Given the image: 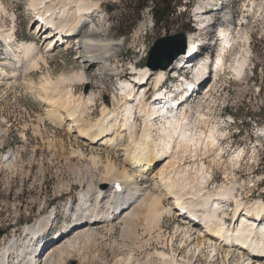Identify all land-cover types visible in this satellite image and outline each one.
Masks as SVG:
<instances>
[{
    "label": "rangeland",
    "instance_id": "obj_1",
    "mask_svg": "<svg viewBox=\"0 0 264 264\" xmlns=\"http://www.w3.org/2000/svg\"><path fill=\"white\" fill-rule=\"evenodd\" d=\"M60 1L70 11L78 4L84 5L83 2H85V5L87 4L90 8L86 11L94 10L97 15L92 20V27L97 29L102 43H119L120 48L116 55L107 57L104 67L98 71L91 68V73H96L97 77L91 79L89 84L80 80L69 82L65 77L85 70L83 61H79L81 50L78 42H64L60 47L58 45L50 50L48 41L43 44L44 35L39 38L33 33L36 26L33 27L34 21L27 14L30 8L28 1L0 0V40H3L2 35L13 28L14 45L18 47L24 42L32 43L38 52L35 58L37 67L28 72L23 81L20 80L24 82L22 85H20L21 82L18 84L11 82V79V81L8 79L5 82L0 81L1 247L13 238L17 242L16 248L26 249L29 238L24 235V230L45 217L49 223L46 229L40 230L43 231L42 235L45 233L43 242L50 241L59 233L60 235L67 233L68 239L64 240V243H61L60 235L56 242L52 239L50 245L41 251L39 264H170L169 260L172 257H175L176 264H210V258L214 255L213 243H207L205 240L209 237L206 235L205 226L202 222L194 226L189 222L187 215L178 217L174 207L171 208L170 205L173 198L164 197V192L160 190L150 192L154 195L153 198L156 197L163 203H158L155 199L156 206L159 204L161 207H157L161 209L156 216V212L152 214L153 217L150 218L154 219H148L145 225L138 224L135 220L130 221L129 223L134 225H130L124 231L122 223L112 229L110 225L103 227L105 224H102L92 234L83 233L73 239L69 238L71 235L66 231L67 229L74 232L79 226L85 225L83 223L68 228L74 212H77L79 207V193L89 189V198L92 200V189L99 182L108 161L120 163L125 159L124 150H117L118 147L91 149V140L85 143L81 132L77 134V128L100 119L102 107L113 109L114 95L130 83L127 77L132 76V64L136 63V67L140 69L146 67L148 51L156 39L183 32L187 38L193 37L192 45L199 37L202 39L207 37L193 21L196 12L204 11V16L215 17L217 21H221L226 13H231L234 23L228 37L230 48L226 47L223 53L219 51L221 49L218 47L219 37H216V29L213 27L210 28L211 36L217 44L205 49V54L215 59V68L219 69V72L210 83L204 82L201 93L191 97L182 113L189 120L191 129L206 131L211 127L220 126L218 129L220 135L216 136L219 139L218 145L214 148L208 147L205 151L203 146L198 147L196 152L193 148L181 151L182 154H180L183 157L179 155L178 159L173 161L174 163L171 162V166L167 169L169 175L165 172L164 176L166 179H174V176L178 178V173H181L183 183L185 184L187 180L186 184L189 185L186 187V192L192 193L190 188H193L199 191V197L214 195L222 187L230 189L231 196L242 203L241 209L251 210L256 203L264 204V0H221L224 9L220 13L213 11L215 0H193V6L188 15L190 22L183 19V15H179L178 18L173 19L166 30L153 26L152 16L147 9L141 13L137 22L135 16L125 21L121 29L125 32L131 29L127 36L117 34L115 22L119 20V13L122 12L120 9H123L125 3L130 0ZM216 1L219 2V0ZM84 12L80 15H84L85 18L88 12ZM134 22L136 23L132 27ZM4 52L6 49L0 42V62L7 63L0 66L1 75L4 72L11 74L12 69H18L20 65L22 69L24 68L22 62H18V58L14 60L16 63L9 59L7 61ZM245 52L248 58L247 69L240 78L231 71L230 65L234 58L240 61ZM219 54L223 69L217 64ZM199 60H201L200 57L195 59L194 63L196 64ZM215 68L213 72L216 71ZM174 69L175 65L172 71H165L167 73L165 81L172 79ZM85 71L88 73V70ZM151 73L153 72L150 71V75L135 82V85L132 84L135 94L136 91L140 93L146 89L147 98H151L156 88L155 75L151 77ZM194 78L187 79L193 84L199 82L196 76ZM25 82H31L33 92L25 88ZM45 82L51 84L63 100L66 98L65 101L71 100L70 98L75 101L81 99L85 101L86 97H92L94 101L84 111L81 122L71 125L65 120L58 127L47 120L45 116L47 108L41 103L38 95L43 92L41 87ZM122 84L125 85L120 87ZM139 85L142 87L140 88ZM86 86L89 90L85 94L83 91ZM68 90L71 92L66 93ZM125 96V94L121 95L122 102L114 109L115 111L122 109ZM149 99L146 102L151 105ZM133 112L137 115L136 106L133 107ZM143 126V118L136 117L134 124L136 139L141 137ZM122 134L124 135L122 144L126 148L129 144L128 135L124 131ZM151 135L157 143L158 131L152 129ZM100 139L105 141L107 136L103 134L95 142L100 143ZM219 146L221 150H218ZM91 157H97L98 161L94 162ZM170 159L171 157H163L156 160L151 170L139 176L140 186L151 185L153 180L158 181L157 173ZM184 175L188 178L185 179ZM201 177L205 178L202 183ZM191 196L184 198L191 202L190 200L193 199ZM190 197L191 199H187ZM72 200L74 202L70 213L68 205ZM193 200L195 201L196 198ZM223 202L219 215L223 216L225 213V217L220 220L228 230L235 231L240 227L241 216L234 211L236 209L234 200L228 203ZM150 206L153 207V205ZM126 208L118 211V216L122 215ZM166 208L171 209L170 214L165 212ZM52 212L56 216L54 220L50 217ZM243 213L244 211L241 215ZM142 216L147 218L146 214ZM247 217L249 220L252 218ZM197 220L200 221L198 218ZM261 220V224H264L263 216ZM87 228L88 226L85 230ZM198 240L201 241L199 248L194 246ZM235 244L237 246H233L234 248L229 251L227 260L224 258L226 248L216 245V248L221 250V254L218 256L219 260L213 264H242L243 262L246 264L247 257L250 263H263L262 259H256L255 256L244 253L239 246L240 243ZM159 253L167 255V259L161 258ZM241 255L246 257L241 258Z\"/></svg>",
    "mask_w": 264,
    "mask_h": 264
},
{
    "label": "bare ground",
    "instance_id": "obj_2",
    "mask_svg": "<svg viewBox=\"0 0 264 264\" xmlns=\"http://www.w3.org/2000/svg\"><path fill=\"white\" fill-rule=\"evenodd\" d=\"M27 1L30 7L28 8L29 12L27 14L32 17H38L42 19L43 24L46 27V30L44 29L45 31L41 33V30L39 31L40 26L36 25L35 31L33 33L37 37H41V34H45L49 31V29H52L54 31H50L53 32L52 38L50 37L51 34L49 32V34L43 38V44L49 41L48 44L51 45L49 47L50 50L58 46L59 42L68 41L73 35L77 34V42L79 44V49L81 50L79 61H83L82 63L84 69L88 70V73L85 70H81V72L75 73L72 76L65 77L67 81L74 82L75 80H80L84 83L89 84L91 79L97 77L96 73H91V68H94V70L97 69L98 71L99 69L104 67L109 55H116L119 52V43H102L97 29H95V27H92V20L97 15L94 10L91 12L86 11L90 8L87 6V4L85 5V2H83L84 5L79 6L78 4V6L76 5L77 7L75 9H72L70 11L66 9L63 4H61L60 0ZM200 10H202V8ZM82 12H88V16L84 18V15H80V13L82 14ZM203 14L205 15V12H202V15ZM199 19H204L208 24V22L211 20V17L203 16ZM219 22L220 25L218 27V47L221 48L219 51L223 53L225 52V48L230 45L228 37L231 34L230 29L232 28V25L234 23V18L232 17L231 13H226L223 16L222 20ZM34 26L35 24L33 25V27ZM210 28L211 26L207 25L206 32H209ZM58 33H61L62 36H57ZM1 37L3 38L2 41L5 42V59L7 61L9 59L10 61L16 63L14 60L18 58V62H22L21 64L24 68L22 69V66L20 65L18 66V69L21 68V71H19L17 68H14L12 69L13 71L11 74H7L6 72H4L3 75H1L2 69L0 68V81L5 82L7 79H11V82H15V84L21 82L20 85H22V83H24L22 81L24 80L25 75L28 72L36 69L37 67V61H35V58L38 54L37 48L32 43L26 42H24V44H19L18 47L14 45V36L11 33V30H9L8 33L2 35ZM192 38V36L188 38L186 37V50L191 47ZM52 39L56 40L55 44L53 41V43L51 44ZM13 47H15V49H13ZM16 54H18V56H16ZM182 58L183 56L179 59H176L172 65V68L168 72L172 71L175 65V76L176 65ZM247 59V53L245 52L240 61L236 58L232 60L230 68L236 76L241 78L244 75V69L248 61ZM217 64L220 65L221 69H223L220 54L217 56ZM2 65H7V63L0 62V66ZM136 69H134L136 71L135 74L138 76L133 75V79L130 81V83H128V85L125 87L123 86L125 84H122L120 87L123 86V88H121L120 92H118L117 95H114L113 109L109 110L107 107H102L100 119H98L94 123L91 122L83 126L79 124L80 128H77V134L79 135L81 132V136L82 138H84L85 143L90 142L91 140V149L97 147L106 149H109L110 147H118L117 150H124L123 155L125 159L120 163L108 161V164L105 166L103 170L104 172H102L103 174L101 175L99 182L92 189V200H90L89 198V189L86 192L79 193L80 203L78 209L76 210L78 213L74 212L68 228L72 225L73 227H75L76 225L79 226L83 223L85 225L84 227L79 226L76 231L73 230L74 232L67 229L66 231H68L69 235H71V237L69 238L73 239L83 233L92 234L93 232L97 231V229L101 227L102 224H105L103 227L110 225V229H112L116 225L122 223V229L124 231H126L130 225H134L132 223H129L130 221L134 222L135 220V222H137L138 224L140 223L141 225H145L148 219H152L150 218L153 217L152 214L156 212V216L157 212L159 213L158 210L161 209H158L157 206L160 205L157 204L156 206V203L160 202L162 204V200L159 201L156 197L153 198V194H150V192H152L151 190H157L158 192L160 190L164 192V197L173 198V202H170V205L171 208L174 207L175 214L178 217L181 215L180 211H183V209H187V215L188 217H190V219L198 218L200 221H198L197 223L199 224V222H202V224L205 226L204 228L206 230V235L210 237H206L207 239L205 240L207 243H213L212 247L214 255H212V257L210 258V264L218 261V256L219 254H221V250L217 249L216 245H220V247L226 248L224 258L225 260H227L230 255L229 251L234 248L233 246H237V244L235 243H238V245L240 243L239 246L244 253L253 255L256 259H262V264H264V224H261L260 222L257 223V221H262V216L264 217L263 203L259 202L254 204L253 207L251 206V210H246L245 208L241 209L242 203L231 196L230 192L232 191H230V189L228 190L223 187L220 188L219 191L214 194L215 197L212 194L213 198L212 195L199 197V191L193 188L189 187L190 189H192L193 194L191 192H186V187L189 185L186 184L187 180H185V184L183 183L184 180L183 177H181V173H178V178L174 176V179H166L164 176L165 172L167 173L168 167L171 166V162L174 163L173 161H176L179 155L180 157H183L181 155V151H185L188 149L191 150V148H193V150H195L196 152V149L200 146H203L204 151L207 150L208 147H216V145H218L217 141L219 140L216 136L220 135V133L218 132L220 126L217 125V127H211L206 131H202L197 128L191 129L189 120L185 118L184 114L182 115L183 110L173 116L168 115L167 111H163V109L160 110L159 107L155 105V103L149 105V103L144 100V93L146 92V89L140 93L139 91H136L135 94V89L132 84H134L138 80L140 81L141 78H145V76L150 75L149 72L151 70H149L148 68H139V70ZM209 69L210 67L207 68L206 64L200 65V67L197 68L194 74V76H196V80L200 81V77L203 76L204 71H209ZM165 74H167L165 73V71H157L151 73V77L155 75L156 87L159 82L165 79ZM188 84L191 88H194L193 86L195 84H193L192 82ZM25 85V88L29 91L33 88L31 82H25ZM139 87L141 88L142 86L139 85ZM41 89V91L43 92L38 93V95L41 103L44 104V106L47 108L46 110L44 109L45 116L47 120H50L58 127H60L62 123L65 122V120L69 121L71 125H77L79 122H81L84 111L94 101L92 100L91 96L86 97L85 101L82 99L75 101L72 98H70L71 100L65 101L66 98L63 96L65 98L63 100L60 96H58L57 90L53 88L52 85L48 82L42 84ZM70 92L68 90V92L66 93ZM122 94L126 95L124 97L125 99H123L122 109L120 110L118 108L119 110L115 111L114 109L117 108L122 102V99L120 98ZM134 106H136L137 115H135L133 112ZM136 117H142L144 120L142 135L138 139H136L135 137L136 129L134 127ZM152 129L158 131L159 139L157 143H155L152 138ZM123 131L127 132L128 135L129 144L126 148L122 144L124 139V135L122 134ZM103 134L107 136V139H105V141H101L100 139V143L95 142ZM219 149L221 150L220 146L218 147V150ZM198 150H200V148ZM163 157H171V159L170 161H167L157 173V175L159 176L158 181L153 180L151 185L141 187L139 183L141 179H138L139 176H142L141 174H145L147 170H151V168L153 167V163ZM91 159L94 162L98 161L97 157H91ZM3 161L6 160L3 159ZM185 176L186 175H184V177ZM187 178L185 177V179ZM201 180L202 183L205 178L201 177ZM115 184H119V186L122 188L121 192L117 191V189L114 187ZM187 195H192L191 197L193 199L196 198V200L194 201L192 199L190 200L191 202L186 201L184 197H189ZM191 197L187 199H191ZM155 199L157 200V202ZM148 200L150 202H148ZM230 200H234V208H236L234 209V211L241 216L239 225L240 227L238 226L239 229L235 231L228 230L225 225L222 224V221L220 219L225 217V213H223V216L219 215V211H221L223 205L222 203H224L223 201H226L228 203V201ZM151 201L154 204H152ZM150 205H153V207ZM122 208L126 209L124 213H122V215L120 214L118 216L117 212ZM164 210H166L165 212L169 214L171 212V209L167 210L166 208ZM243 211L244 213L241 215ZM143 214H146L147 218H143ZM247 216H250L252 218L249 220ZM223 222L225 221L223 220ZM48 223L49 220L47 218H40L31 227H28L24 230V235H26V238L39 234L42 235L41 232L43 231L40 230L46 229ZM87 226L88 228L85 230ZM67 235V233H62L60 235V237L62 236L61 243L64 240L68 239L66 238ZM16 244L17 242L12 238L8 240L3 247H1L0 245V264H39V260L42 256V250L40 247L43 243L32 245V247L27 246L26 249L16 248ZM200 244L201 241L199 242L198 240V242L195 243L194 246H197V248H199ZM38 248H40V251ZM36 249H38L37 252H39V254L36 253ZM159 254H161V258L167 259V255H163L164 253ZM242 257L245 258L246 256L241 255V258ZM246 260V264H254V262L250 263V259L248 257ZM169 261L170 264H176L177 262L175 261V257L170 258Z\"/></svg>",
    "mask_w": 264,
    "mask_h": 264
},
{
    "label": "trees",
    "instance_id": "obj_3",
    "mask_svg": "<svg viewBox=\"0 0 264 264\" xmlns=\"http://www.w3.org/2000/svg\"><path fill=\"white\" fill-rule=\"evenodd\" d=\"M192 6L193 0H130L125 3L123 9H120L122 12L119 13V20L115 22L116 32L119 36L130 34L131 29L129 32L121 29L125 21L135 16L137 22L141 13L147 9L152 16L154 27L157 29H168L169 24L179 15H183L182 18L189 23L188 15ZM136 22L133 23L132 27Z\"/></svg>",
    "mask_w": 264,
    "mask_h": 264
},
{
    "label": "water",
    "instance_id": "obj_4",
    "mask_svg": "<svg viewBox=\"0 0 264 264\" xmlns=\"http://www.w3.org/2000/svg\"><path fill=\"white\" fill-rule=\"evenodd\" d=\"M186 41L183 32L156 39L148 51L145 66L152 72L169 71L174 61L185 53ZM88 90L86 86L83 92L86 94Z\"/></svg>",
    "mask_w": 264,
    "mask_h": 264
}]
</instances>
